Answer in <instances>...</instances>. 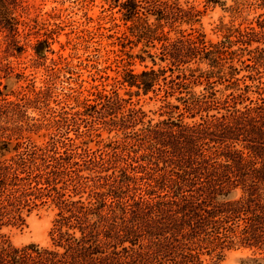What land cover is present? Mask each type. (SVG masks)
Listing matches in <instances>:
<instances>
[{
    "label": "trees",
    "instance_id": "1",
    "mask_svg": "<svg viewBox=\"0 0 264 264\" xmlns=\"http://www.w3.org/2000/svg\"><path fill=\"white\" fill-rule=\"evenodd\" d=\"M20 1L0 0V23L10 32L18 25ZM122 8L127 20L141 23L147 41H165L160 60L172 66L156 68L154 56L153 65L140 72L125 64L119 81L126 92L164 91L166 110L160 114L163 119L146 124L145 112L132 107L117 111L113 124L129 138L143 133L148 147L164 154L153 162L161 171L152 173L142 189L136 185L143 178L136 174L140 171L115 155L116 141L105 144L98 159L86 152L80 163L74 148H11L0 139V264H215L228 250L264 248V161L258 167L244 157V149H250L264 160L258 147L264 145V128L253 115L256 108L247 114L243 105L242 57L245 44L255 39H245L238 27L210 45L202 33L171 40L157 30L162 22L173 27L188 22L185 9L192 8H184L180 0H125ZM241 9L237 1L234 10ZM191 62L197 66H184ZM198 85L203 86L200 92L194 90ZM218 85L230 90L224 98ZM115 95L113 105L122 110L127 99ZM139 123L143 126L136 130ZM11 150L16 153L2 158ZM86 163L99 173L97 179L81 173ZM108 166L113 171L101 176ZM70 187L73 195L67 194ZM238 188L242 193L235 197ZM84 192L88 196L83 199ZM48 199L59 209L50 231L53 247L16 246L1 232L5 225L24 224V209Z\"/></svg>",
    "mask_w": 264,
    "mask_h": 264
},
{
    "label": "rangeland",
    "instance_id": "2",
    "mask_svg": "<svg viewBox=\"0 0 264 264\" xmlns=\"http://www.w3.org/2000/svg\"><path fill=\"white\" fill-rule=\"evenodd\" d=\"M124 1L21 0L16 9L19 17L16 31L10 32L0 23V139L9 142L8 147L11 148L34 145L55 146L60 151L74 148L77 153L74 159L80 163L86 152L98 159L102 149H106L105 144L116 141L113 145L117 147L115 155L119 156L121 164H125L126 160L132 163L136 171H140L136 174L143 178L136 185L143 189L147 186L145 181L148 177L161 171L153 162H158L157 158L164 154L148 147V139L143 133L136 139L126 137L124 131L115 129L113 121L120 116L117 111L126 113L132 107L145 112L146 124L150 119L153 123L163 119L160 114L166 110L162 108L161 100L164 91L140 93L138 96L134 92L127 93L119 80L126 66L135 72L151 67V56L157 61L156 68H169L172 65L168 60H160L165 41H147L141 36L144 31L141 23L137 19L127 20L124 14L126 10L122 8ZM237 1L242 6L240 13L234 10ZM180 2L184 8H192L184 11L190 17H187L188 22H176L174 27L162 22V29L157 30L159 33L163 30L171 40L202 33L210 45L224 39L229 28L238 27L246 33L245 39H255L252 44H245L242 57L243 105L247 114L256 108L253 115L263 129L264 52L261 50L264 51V0ZM154 22L155 17L152 16L150 23ZM258 46L259 49L256 48ZM184 66L195 67L197 64L191 62ZM201 67L206 68V64H201ZM170 73L168 71L167 75ZM160 84H163L162 80ZM202 89V85L194 88L196 92ZM218 89H221L218 95L222 98L230 92L224 90L223 85H218ZM117 92L127 99L122 110L113 105ZM170 101L177 103L174 98H170ZM142 126L139 123L136 130ZM246 135L245 144L248 145L250 142ZM259 141H262L261 137ZM258 147L264 151L263 143ZM111 152L112 155L114 152ZM15 153L11 150L2 158ZM252 153L250 149H244L245 160L256 161L260 167L264 161L263 155L254 157ZM147 158L152 159V163ZM88 165L82 166L81 173L97 179L99 173L89 170ZM108 167V172L100 173L101 176L113 171L111 166ZM136 192L133 190L130 194L134 196ZM241 193L238 188L235 197ZM67 194L73 195L71 187ZM81 195L84 199L88 193ZM108 200L110 202L111 199ZM29 209H24V224L5 225L1 232L16 246L37 243L53 247L50 231L57 218L58 207L48 199L47 203ZM117 212L120 215V211ZM204 257L211 261L208 255ZM215 264H264V248L228 250Z\"/></svg>",
    "mask_w": 264,
    "mask_h": 264
}]
</instances>
